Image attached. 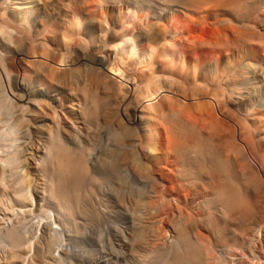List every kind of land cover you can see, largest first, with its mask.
I'll use <instances>...</instances> for the list:
<instances>
[{"label": "bare ground", "instance_id": "6f19581e", "mask_svg": "<svg viewBox=\"0 0 264 264\" xmlns=\"http://www.w3.org/2000/svg\"><path fill=\"white\" fill-rule=\"evenodd\" d=\"M55 1L0 0V210L17 211V225L0 219L6 262L26 259L18 212L34 205L35 257L42 247L68 255L84 228L100 225L87 236L105 241L102 264H227L219 248L252 231L264 187L214 106L242 114L240 130L262 135L250 143L264 152V60L254 52L264 46V0ZM14 58L18 82L7 66ZM164 159L187 212L145 194L163 192L149 162ZM6 171L16 175L9 183ZM124 197L126 225L104 226L119 212L108 200Z\"/></svg>", "mask_w": 264, "mask_h": 264}, {"label": "rangeland", "instance_id": "374dc122", "mask_svg": "<svg viewBox=\"0 0 264 264\" xmlns=\"http://www.w3.org/2000/svg\"><path fill=\"white\" fill-rule=\"evenodd\" d=\"M81 1V3H82V0H79V2ZM84 1H88V2H86V3H82L83 5H84V7H87L88 5H89V3H91V1H92V3L94 2V1H96V0H84ZM62 4V1H60V0H56L53 4L55 5V4ZM91 5V4H90ZM88 9L90 10V12L92 13V15L93 16H95L96 15V17H102L103 15H105L106 14V9H104L103 8V10H101V9H95V7H88ZM116 13H117V11H116ZM264 40V39H263ZM258 47V46H257ZM255 54L257 55V57H259V59H263L264 60V46L262 47V49L260 48V46H259V48H255ZM19 56V58H22V57H25L27 60H33V59H41V58H38V57H33V55H31V54H29L28 52H24V53H22V54H19L18 55ZM210 57L211 58H215L213 55H210ZM16 58V57H15ZM13 59V60H8V64H7V66L9 67V70L11 71V75H13V78L15 79V80H17V79H21L20 77H22L21 76V74H20V69H19V65L17 64V61H16V59ZM253 58H250V60H252ZM50 63H51V65L53 64L54 66H56V67H58V68H67L68 66H66V65H63L62 63H56V62H54V61H50ZM86 74V73H85ZM15 76V77H14ZM18 77V78H17ZM14 80V81H15ZM17 82H18V80H17ZM129 83V82H128ZM130 83L128 84V86H129V88H130ZM44 87L46 88V86L44 85ZM168 94H169V92H167ZM183 101H185V98H183L182 96H179ZM211 99V100H210ZM206 100H209V101H211L212 103H216L215 102V100L213 99V97H211V95L209 96H207L206 97ZM59 100H57V104L56 105H58L59 104V102H58ZM189 101L190 102H194V101H198L197 100V97H192V98H190L189 99ZM147 103H149L148 101H145V103H143L142 105H141V107L142 106H144V105H146ZM222 104V103H221ZM222 106H223V104H222ZM220 104H219V108H218V104H217V106L215 105L214 107L216 108L215 109V112H216V115L218 116L217 117V119L218 120H221V122L223 123V124H226V126H228L229 128H232V127H234L237 131H236V133L239 135V142H240V144L243 146V148H244V152L246 153V155H247V157H248V160L250 161H248L247 160V162H248V164H252L253 166V169L255 170V171H259V175L258 174H256L257 175V178H258V180H259V182H260V184H261V186H262V188L264 187V175H263V173H264V152H263V150H261L260 148H258V147H256L255 146V148H257V149H252L254 146L253 145H251V143H253V141L254 140H257V138H259L260 139V136H262V135H259V136H255V134H252V133H248L247 131H245L246 133H248V134H246L245 132L243 133L242 132V130H240V126H241V121H242V119H244V116L242 115V114H240V113H234V112H232V111H228V110H226L225 108H224V106L222 107ZM140 107V108H141ZM59 109H60V107H58ZM229 113H228V112ZM225 112V113H224ZM231 112H232V114H231ZM235 114V115H234ZM237 114V115H236ZM261 115H264V113H260ZM63 115L64 114H59V116L61 117V118H63ZM230 115H233V116H230ZM239 115V116H238ZM48 116V115H47ZM240 116H241V118H240ZM65 118V117H64ZM63 118V119H64ZM246 118V117H245ZM238 119H239V123H238ZM240 119H241V121H240ZM225 121V122H224ZM264 121V120H263ZM243 133V134H242ZM246 135H248V137H249V139H248V137L246 138L245 136ZM250 135V136H249ZM245 138V139H242V138ZM160 139H161V141L164 143L165 141H164V138L163 137H160ZM254 139V140H253ZM251 142V143H250ZM255 142V141H254ZM252 146V147H251ZM263 152V153H262ZM0 154H5V153H1L0 152ZM262 159V160H261ZM144 161H146V157L143 159ZM167 162H168V159L166 160V159H164L160 164L158 163H155V162H149V165H150V167L152 168V170L155 172V176H156V180H155V186H157L156 188L158 189H160L161 191H163L164 192V194L163 195H165L164 197L163 196H160V194H162V193H158V192H156V191H153V190H148L149 192L147 193V191L145 192V194H149V198H150V201L152 200L153 201V199L157 202V204L159 205V208H163V206L165 207V206H167L168 205V208H174V209H176L175 207H177V209H176V211L178 212V211H182V212H187L188 210H186V209H184L183 207H184V205H181L182 203H180L178 200H177V196H174V195H176L174 192V194L172 193L171 194V192H170V190H171V188H172V186H173V184L170 182V180H171V178L173 177V172L171 171L172 169H171V167H173V166H171V165H169V164H167ZM153 163V164H152ZM165 163V164H164ZM170 167V168H169ZM150 168V169H151ZM169 168V169H168ZM257 169V170H256ZM160 171H163V172H165L164 174L165 175H161V174H159L160 173ZM263 172V173H262ZM11 172H9V171H6V173H4V177H3V182H10L9 180L10 179H12V177H14V175L15 174H10ZM242 173H244V175H248L249 173L247 172V170L246 169H242ZM167 174V175H166ZM13 175V176H12ZM16 176V175H15ZM11 177V178H10ZM171 177V178H170ZM261 178V181H260V178ZM263 178V179H262ZM131 179H133L132 180V182L135 184V185H137V186H140V187H142V183L140 182V180L139 179H136V178H131ZM135 179H136V181H135ZM262 182V183H261ZM140 184V185H139ZM159 184V185H158ZM151 193V194H150ZM28 194H30V191L28 192ZM259 194V193H258ZM257 194V195H258ZM260 195V196H259ZM258 195V197L259 198H257V200H258V204H260L259 206H258V210H259V212H258V216L256 215V219H254V222H253V224H255V225H253L252 226V228H250V230L252 229V231H249L250 232V236H249V232L244 236V238L243 239H239V243L237 242V243H234V244H228V245H226V246H224V247H222V248H219V254L221 253V254H224V257L226 256V261H225V263L227 262V264H264V191L262 192V193H260ZM183 195H181V197H182ZM33 197V196H32ZM148 197H147V199H146V197H145V199L146 200H148L149 201V199H148ZM176 197V198H175ZM125 198V200L126 201H124L123 200V198H122V202L124 203V202H127V204H124L123 205V203L121 204H117V202H116V200H113L112 198L111 199H109L108 200V202H107V204H108V209L110 208V209H112V211H119V212H117V214H115L116 212H114L113 213V216L111 215L110 216V219L108 220V225H107V223L106 222H104V223H102L104 226L106 225V227H111V226H116V227H120L121 228V226L123 227V226H125L126 225V221H128V219L126 218V215L124 214V212L126 211V208H124V207H126L127 205H128V199L126 198V197H124ZM173 198V199H172ZM183 198V197H182ZM182 198H180V199H182ZM168 199H170V200H168ZM119 199H118V202L120 201ZM262 200V201H261ZM151 201V202H152ZM188 201L190 202V204H189V206L191 205H194L193 203H192V200H191V198H190V200L188 199ZM261 201V202H260ZM154 202V201H153ZM156 202H155V204H156ZM178 204H177V203ZM166 203H167V205H166ZM169 203L171 204L170 206H169ZM176 203V204H175ZM162 204V205H161ZM184 204V203H183ZM126 205V206H125ZM263 205V206H262ZM34 206V205H33ZM33 206H26L27 208H30L31 207V209H30V211L27 209V208H25L26 210H24V212L22 211L21 212V214L18 212V214L19 215H25L24 217H22V219H21V221L22 222H19L18 223V225L19 226H17V228H19L18 230H19V233H21V235L22 236H24L25 238H29L28 240H29V242H31V244L29 243V245L28 246H30V247H28L27 248V250H29V251H27L26 253H27V256H26V259H24V262L22 263V264H31L32 263V261H35L36 260V262L35 263H32V264H41V263H44L45 261V263L44 264H55V262L56 261H58L60 264H77V260L75 259V254H76V257L78 258H80V257H82V256H87L86 258V260L83 262V263H81V264H91V263H93V264H95V263H97V264H102V263H100L103 259H105V258H107L108 256H109V251L105 248H103V243L105 242L104 240H103V242H102V244H99V245H97L98 243L96 242H93V241H91V240H89L90 238L87 236V235H89L91 232H94L95 234L100 230V228H102L100 225H95V227H96V229H95V227H93V228H90V229H92V231L91 230H89L88 228H84L83 230H84V232H82V236H81V239H83V241L81 240V242L80 243H77L76 245H79V246H73V248L75 249V250H73V251H71L70 253H68V255L67 254H65V252H63V250H61L60 251V249H58V250H54L53 251V256H51L50 257V255L51 254H49V257H48V253H46L45 252V250H46V248L45 247H42V249L39 251V254H41V255H39V256H36L37 257V259L39 260H37V259H35L36 257L34 256V255H36L37 254V250L35 249V248H33V246L35 247L36 246V244H37V241H35L36 239H38L37 237H39V231H37V227H36V223L37 222H35L36 220H38V219H36L37 217H35L34 216V214L36 213L35 211V209H32L33 208ZM115 206V207H114ZM121 206V207H120ZM123 207V208H122ZM109 209V210H110ZM181 209V210H180ZM8 210V209H7ZM10 210V211H9ZM7 212H9V213H5L8 217H10L11 216V218H10V220H8L7 221V219H5L4 217H6V215L3 213V211L1 212V210H0V217H2V218H0V219H2V223H1V225H5V228H9V227H11V226H13L14 224H16V219L17 218H15L16 217V209H14V214H13V210L12 209H9ZM32 210L34 211V213L32 212ZM161 211V210H160ZM12 213V214H11ZM23 213V214H22ZM160 213H162V212H160ZM159 213V214H160ZM11 214V215H10ZM17 214V216H19ZM162 214H164V213H162ZM10 215V216H9ZM161 217H159L160 219H161V221H164V219H166L165 218V215H160ZM34 219H33V218ZM258 217V218H257ZM14 220H13V219ZM24 218H26V219H24ZM158 218V219H159ZM113 219V220H112ZM125 219V220H124ZM127 219V220H126ZM7 222H6V221ZM24 220V221H23ZM257 220V221H256ZM78 221L79 222H82V220H81V218H78ZM84 223V222H83ZM164 223V222H163ZM258 223V224H257ZM115 224V225H114ZM17 225V224H16ZM257 225V226H256ZM87 230V231H86ZM36 231V232H35ZM257 231V232H256ZM2 232V231H1ZM161 233H163V232H161ZM165 233V232H164ZM251 233H253V235H251ZM255 233V234H254ZM1 234V233H0ZM3 234V233H2ZM24 234V235H23ZM34 234V235H33ZM60 234H61V236H64V235H62V234H64L63 233V230H61L60 231ZM36 235H38V236H36ZM163 235V234H162ZM164 235H166V234H164ZM1 236V235H0ZM35 236V237H34ZM41 236V235H40ZM85 238H84V237ZM105 239H107V236L105 235ZM249 239H248V238ZM3 238V235H2V237H0V264H6L7 262H6V251H7V246H8V244H7V241L4 239H2ZM36 238V239H35ZM55 240L56 239V236L55 235H53L52 236V240ZM85 239H87V240H85ZM36 243H35V242ZM55 242V241H54ZM93 242V243H92ZM41 243H43V242H41ZM35 244V245H34ZM43 246H44V244H43ZM92 248V249H91ZM35 249V250H34ZM36 251V252H35ZM42 251H44V252H42ZM100 251V252H99ZM29 252V253H28ZM36 253V254H35ZM47 255H46V254ZM72 253V254H71ZM32 254H34V255H32ZM42 254L43 255H46L45 257H43V258H41L42 257ZM70 254H71V256H70ZM30 256V257H29ZM41 256V257H40ZM55 256V257H54ZM70 256V257H69ZM222 256V255H221ZM5 257V258H4ZM32 258H33V260H32ZM40 258H41V261H42V259L43 260H45L46 258H47V260H45L44 262L42 261V262H40ZM5 260V261H4ZM88 260V261H87ZM97 260H101L100 262H98ZM118 262V263H117ZM116 263L117 264H121L120 262H122L123 263V261H117ZM115 263V264H116ZM8 264V263H7ZM19 264V263H18Z\"/></svg>", "mask_w": 264, "mask_h": 264}]
</instances>
